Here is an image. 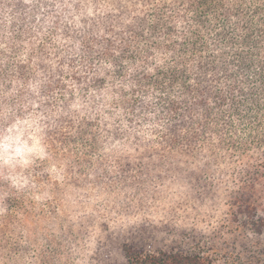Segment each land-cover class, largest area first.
Here are the masks:
<instances>
[{"label": "trees", "instance_id": "trees-1", "mask_svg": "<svg viewBox=\"0 0 264 264\" xmlns=\"http://www.w3.org/2000/svg\"><path fill=\"white\" fill-rule=\"evenodd\" d=\"M0 141V264H264V0H0Z\"/></svg>", "mask_w": 264, "mask_h": 264}, {"label": "rangeland", "instance_id": "rangeland-1", "mask_svg": "<svg viewBox=\"0 0 264 264\" xmlns=\"http://www.w3.org/2000/svg\"><path fill=\"white\" fill-rule=\"evenodd\" d=\"M28 155H30V151L24 148L13 150L7 142L0 141V171L9 173V170H14L19 167L24 168L28 164ZM204 208L208 209L207 207ZM202 218L208 220V216Z\"/></svg>", "mask_w": 264, "mask_h": 264}]
</instances>
